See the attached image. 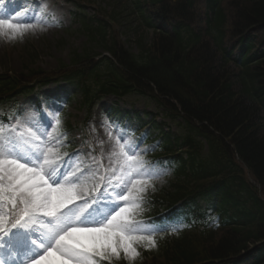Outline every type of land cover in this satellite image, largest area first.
Wrapping results in <instances>:
<instances>
[{
	"label": "trees",
	"instance_id": "trees-1",
	"mask_svg": "<svg viewBox=\"0 0 264 264\" xmlns=\"http://www.w3.org/2000/svg\"><path fill=\"white\" fill-rule=\"evenodd\" d=\"M115 6L77 15L84 47L59 81L81 93L90 113L107 96H137L170 122L168 131L157 126V149L173 179L137 214L154 217L184 200L192 225L156 235L155 247L136 245L135 264H264V0ZM16 82L0 76V101L26 88ZM171 220L156 223L175 228Z\"/></svg>",
	"mask_w": 264,
	"mask_h": 264
},
{
	"label": "snow or ice",
	"instance_id": "snow-or-ice-1",
	"mask_svg": "<svg viewBox=\"0 0 264 264\" xmlns=\"http://www.w3.org/2000/svg\"><path fill=\"white\" fill-rule=\"evenodd\" d=\"M38 9L30 17L0 18V37L43 30L46 14L56 19L46 5ZM59 111L51 109L57 127ZM34 121V115H26L11 126L0 122V250L22 258L12 264H111L121 254L131 264L139 256L136 245L155 247L156 235L178 230L136 218L143 193L159 175L160 162L142 158L156 147L141 149L146 137L116 136L108 167L101 171L95 156L81 161L90 153H60L67 133L53 137L47 131L51 120L44 122V131Z\"/></svg>",
	"mask_w": 264,
	"mask_h": 264
},
{
	"label": "rangeland",
	"instance_id": "rangeland-1",
	"mask_svg": "<svg viewBox=\"0 0 264 264\" xmlns=\"http://www.w3.org/2000/svg\"><path fill=\"white\" fill-rule=\"evenodd\" d=\"M44 1L51 2L53 0H41V3ZM56 1L64 6V10L61 9L62 13L55 12L56 19L46 14L44 19L41 20L43 30L41 28L34 31L28 30L22 38L17 37L16 39H9L8 35L0 37V76L12 75L26 83L31 82L32 76L37 73L50 77L58 74L64 67H68L72 55L84 47L85 38L78 31L79 25L75 24L73 18V14L77 11L75 3L71 2L73 0ZM118 1L83 0L78 2L86 7L85 13L92 16L98 14L109 15L111 10L112 12H118L121 10L120 7L118 9L115 6ZM31 6L28 12L21 11L13 4H10V7L6 9L0 7V16L3 15L15 20L24 17L25 14L29 17L38 15V7L33 8ZM113 8L115 9L113 10ZM199 11V15H204L203 8ZM57 20L59 21L58 24ZM60 88L61 86L52 84L44 89H37L33 95L28 97H18L8 106H0V122L7 113L10 114V109H12V115H10L5 126H11L15 123L16 118L23 119L26 115H34V123L36 127H40L41 131L45 130L43 127L45 121H52V127L47 131L53 137L61 135L60 133L63 130L67 132L66 125L69 124L71 129L66 139L63 140V144L72 147L70 150H75L68 156L75 152L90 153L91 155H83L81 161L88 162L92 159V156H95L97 161L103 165L101 171L108 167V157L111 155V149L115 147L116 136L127 132L130 137L139 141L143 137L142 135L145 134L143 128H152L149 123L153 119L162 125L166 122L170 123L155 105L137 96H130L125 101L107 97L94 107L91 115H88V111L80 102L81 98L79 96L65 98L63 93L65 90H60ZM53 108L61 110L58 113L61 121L59 127L52 120L51 109ZM41 113L46 114L43 119H41ZM129 115L128 120L127 116ZM134 115L142 116V122L136 121ZM169 125L173 131L176 130L175 125ZM64 147L60 148V153L68 154L69 152L63 150ZM140 147L145 150L151 149V145L144 146L140 144ZM67 158V156L63 157L65 160ZM142 158L145 161L155 162L151 150L147 151ZM158 171L159 175L151 180V186L146 188L143 197L148 196L155 187H168L172 178L169 168L158 166ZM121 257L123 258V254H121ZM139 258L140 255L131 264L137 263ZM119 260L113 258L112 261ZM123 260L129 263L124 258Z\"/></svg>",
	"mask_w": 264,
	"mask_h": 264
},
{
	"label": "bare ground",
	"instance_id": "bare-ground-1",
	"mask_svg": "<svg viewBox=\"0 0 264 264\" xmlns=\"http://www.w3.org/2000/svg\"><path fill=\"white\" fill-rule=\"evenodd\" d=\"M2 3L3 5H5L4 7L7 8L10 7V4H13L24 12H28L31 5H32L31 7L36 8L41 4L46 5L50 13H55V12L62 13V10H64V6L60 5L56 0H53L51 2L44 1L42 3L41 0H2Z\"/></svg>",
	"mask_w": 264,
	"mask_h": 264
}]
</instances>
